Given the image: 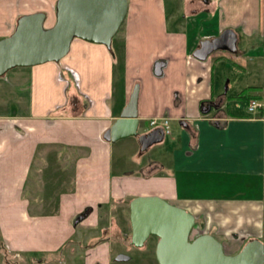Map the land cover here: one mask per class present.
Instances as JSON below:
<instances>
[{
	"label": "crops",
	"instance_id": "crops-1",
	"mask_svg": "<svg viewBox=\"0 0 264 264\" xmlns=\"http://www.w3.org/2000/svg\"><path fill=\"white\" fill-rule=\"evenodd\" d=\"M180 5L181 20L171 26L161 0H128L127 15L132 13L116 46L111 42L114 55L103 44L75 38L57 62L16 66L0 76V231L6 250L52 251L77 227L88 232L99 225L102 237L131 244L129 220L122 228L112 209L125 217L126 203L129 209L133 197L150 194L184 208L195 221L202 215L197 229L221 240L225 252H237L252 237L263 241L264 191L262 196L244 191L258 181L264 188V115H229L225 97L218 112L200 109L222 94L216 63L243 67L238 61L246 57L249 40L264 37V21L256 0H180ZM54 6L55 0H0V39L24 14L43 11L44 26L53 25ZM145 12L152 22L144 20ZM200 13L205 21L186 20ZM224 29L236 32L237 55L226 51L212 58L210 53L204 60L193 55L201 40ZM158 60L164 62L160 75L154 73ZM135 84L141 133L153 129L151 118L167 117L168 124L185 120L188 127L178 130L170 161L148 160L132 179L114 172L115 141L104 134ZM33 172L37 176L30 179ZM47 181L69 187L58 195L52 215H39L31 196L12 210L18 197L13 189L21 193L27 187L26 195H32ZM228 183L241 192L202 193L205 185L227 188ZM93 259L108 263L106 244L85 264ZM150 264H158L155 257Z\"/></svg>",
	"mask_w": 264,
	"mask_h": 264
},
{
	"label": "water",
	"instance_id": "water-1",
	"mask_svg": "<svg viewBox=\"0 0 264 264\" xmlns=\"http://www.w3.org/2000/svg\"><path fill=\"white\" fill-rule=\"evenodd\" d=\"M128 0H55V22L46 27V13L37 11L20 16L12 33L0 39V76L16 66H33L47 61L57 62L70 50L75 38L103 44L111 48L112 38L123 23ZM237 34L224 29L217 36L201 40L193 55L204 60L215 50L238 54ZM163 61H156L154 73L160 75ZM218 101L210 100L201 112L218 108ZM138 84H135L126 105L104 136L109 141L136 136L141 151L164 138L161 127L138 133ZM204 105V104H203ZM187 128L185 120H180ZM217 123V122H216ZM77 221V220H75ZM130 243L144 245L151 235L156 237L155 258L158 264H264V242L248 239L234 254H227L223 244L212 234L194 230V215L171 204L156 194L138 195L129 201ZM119 255L116 260H127Z\"/></svg>",
	"mask_w": 264,
	"mask_h": 264
},
{
	"label": "rangeland",
	"instance_id": "rangeland-1",
	"mask_svg": "<svg viewBox=\"0 0 264 264\" xmlns=\"http://www.w3.org/2000/svg\"><path fill=\"white\" fill-rule=\"evenodd\" d=\"M161 5L164 8V14L166 15L168 22L172 23L171 26H176L177 21L180 22L181 20L180 0H161ZM256 6L258 9L259 18L261 19V21H264V0H256ZM131 13L132 11L129 10L128 15H126L127 18L131 16ZM142 17L146 22H152L153 20V17L147 12H145ZM203 17H205L203 13H200L198 15H187L186 20L188 22L194 21L193 23L190 22L191 25H193L196 22L201 23L205 21V18ZM127 18H125V20ZM181 23L177 25H180ZM123 28L124 23L121 24L116 35L113 37L112 47L116 46V38H120V36L123 35ZM191 29L192 28H189V30ZM249 41L250 43H248L247 46V55L246 57H244L245 60L244 58H242L240 59V61H238H242L243 67H240L239 65H227L225 62L222 61H218L215 66V76L217 78V91L225 92L226 96L224 97L226 99V102H224V108L229 111V115L253 116L254 114L259 112H261L260 114L264 115V108L253 113L249 112L247 109L248 101L252 98L260 100L264 104V37L259 39V41L253 39ZM226 51L227 50L214 51L209 55V57L213 58L214 56H217L220 52L226 53ZM259 52H261V57H257V54ZM231 54L234 55V53ZM249 86L258 87L257 89L251 90V95L248 97V99H227V96L234 95L238 93L242 88ZM259 90H261L263 96L260 92H258ZM210 112H213V109H211ZM148 125L147 127L150 126ZM181 128L182 124L180 122L171 121L169 124L170 133L166 134L162 141L152 144L146 150L143 151L140 150L139 145L137 144L136 136H129L116 140L114 142V172L121 173L123 171L124 174L122 175V177L125 178L129 176L133 179L139 174V169L142 167V165H145L148 160L152 159L161 161L162 163H167L168 161H170L172 150L177 144V138L179 136L178 130ZM142 129L144 128L140 127L138 129V133H141V131H143ZM166 167H168V165H166ZM129 171H133L132 174L129 173ZM54 173L58 174L56 170L54 171ZM63 175L64 174L59 175L57 177L59 178ZM36 176L37 173L33 172L31 173V176L29 178L33 179ZM257 183H251V188L245 189L244 193L252 196H262L264 191L263 184L262 182L261 185ZM43 184L47 185L43 187ZM43 184L39 186L37 185L36 188H33L32 192L34 194L32 195L31 192L26 195L27 187H24V190H21V193L19 190L13 189L12 192L16 193V195L18 196V200L16 197H14L16 204L14 203L12 205V210L14 209L17 211V209H19L22 204L20 199H22V201L25 198L28 200V198H30L31 196L36 202L34 204V207L36 211H38L37 213L39 215H52L54 211H56L58 205V195L68 190L69 187L64 185H62L63 187L60 186L59 181L54 183L52 186H48L50 184L49 181ZM26 185L31 187L33 184L26 183ZM53 186H55L56 188L53 189ZM201 189L203 194L208 195L214 193L230 195V193H234V191H238L237 194L241 192V190L238 188L237 190H235L230 187L229 183L227 188L223 184L221 185V187L209 186L208 184L202 187ZM39 196L42 202H39V200H37ZM24 201L26 202V200ZM124 208L126 210L125 217L117 215L118 209H116V207L112 209L113 215L115 216L117 222L121 225L122 228L124 226V223L126 224V221L129 220V209H127V203L125 204ZM202 222V215L196 216V221L194 222V230L191 233V237L201 232L199 229H197V226H202ZM3 237L5 236L0 231V241ZM108 237L110 238V236ZM109 238L102 237L100 225L96 228H90L88 232L82 231V228L77 227L75 231H72L67 236V239L66 241H64V243H62L58 247H55V250L38 251L34 249L32 251L21 253L9 252L8 250H6L5 256L4 247V250L1 253L4 254L3 256L7 260H10L11 262L15 261V264H85L86 262L94 258L97 253L98 247H101L102 245L106 244L110 256V260L107 264H150L154 261L155 244L157 240L155 236H149L145 241L144 245L141 247H136L132 244L120 242L118 239L115 238ZM262 239L264 241V237H262ZM7 240L9 244V238H7ZM1 253L0 259H4ZM225 253L234 254L231 252ZM119 255L128 256L129 258L127 260H116V257ZM36 259L39 260V262ZM93 260L94 262L92 264H98V262H96V259Z\"/></svg>",
	"mask_w": 264,
	"mask_h": 264
},
{
	"label": "built area",
	"instance_id": "built-area-1",
	"mask_svg": "<svg viewBox=\"0 0 264 264\" xmlns=\"http://www.w3.org/2000/svg\"><path fill=\"white\" fill-rule=\"evenodd\" d=\"M263 108H264V104L260 100L252 98L248 101L247 109L251 113L261 110ZM149 124L151 126H155V125L163 126L165 128V131L168 132V118L167 117L151 118L149 120Z\"/></svg>",
	"mask_w": 264,
	"mask_h": 264
},
{
	"label": "trees",
	"instance_id": "trees-1",
	"mask_svg": "<svg viewBox=\"0 0 264 264\" xmlns=\"http://www.w3.org/2000/svg\"><path fill=\"white\" fill-rule=\"evenodd\" d=\"M116 35V34H115ZM114 35V36H115ZM109 51L111 52L112 55H114L113 52V48L111 47L109 49ZM258 86H249V87H244L242 88L238 93L234 94V95H229L227 96V99H236V98H244V99H248V97L251 95V90L257 89ZM205 102H202L201 106H203ZM130 238V237H129Z\"/></svg>",
	"mask_w": 264,
	"mask_h": 264
},
{
	"label": "flooded vegetation",
	"instance_id": "flooded-vegetation-1",
	"mask_svg": "<svg viewBox=\"0 0 264 264\" xmlns=\"http://www.w3.org/2000/svg\"><path fill=\"white\" fill-rule=\"evenodd\" d=\"M220 96H221V95H220ZM209 101H210V100H208L207 102H205L204 105H203L202 107H205L206 104L209 103ZM214 101H218V99H215ZM221 105H222V104H221ZM221 105H220L218 108H214V107L211 106L209 112L211 111V109H213V112H218V111L221 109ZM4 247H5V246H4V244H3V240H1V241H0V253L3 252ZM1 254H2V256H3L4 254H5V256H6V248H5L4 254H3V253H1ZM3 258H4V259H1V260H0V264H13V263L15 264V261H14V262H13V261L11 262L10 260H7L4 256H3ZM36 260H37V259H36ZM37 261L39 262V260H37Z\"/></svg>",
	"mask_w": 264,
	"mask_h": 264
}]
</instances>
